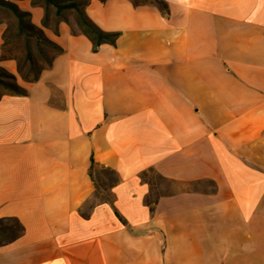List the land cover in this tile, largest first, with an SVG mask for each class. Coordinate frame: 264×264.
Instances as JSON below:
<instances>
[{
	"label": "crops",
	"instance_id": "0c3cea01",
	"mask_svg": "<svg viewBox=\"0 0 264 264\" xmlns=\"http://www.w3.org/2000/svg\"><path fill=\"white\" fill-rule=\"evenodd\" d=\"M5 1L31 53L56 47L24 80L0 7V69L25 90L0 93V220L22 227L0 264H264V0H87L116 34L95 51L71 11ZM90 158L113 205L85 209Z\"/></svg>",
	"mask_w": 264,
	"mask_h": 264
},
{
	"label": "rangeland",
	"instance_id": "374dc122",
	"mask_svg": "<svg viewBox=\"0 0 264 264\" xmlns=\"http://www.w3.org/2000/svg\"><path fill=\"white\" fill-rule=\"evenodd\" d=\"M42 1L45 3H50L54 7L57 8H64L68 11L72 12V16L76 19L77 11L76 9H81L83 4L87 0H36ZM133 2H157V0H132ZM71 4H76V6H70ZM5 11H8L10 14L9 21L11 22V26L14 27V30H10L9 38L10 43L5 47L3 54L15 56L18 62V71L19 74L22 76L24 80H30L35 77L39 69L43 66L48 64V57L49 54L54 52L55 49L50 47L45 43L44 46H39V41L43 40H36L35 44L29 46L31 50H36L35 54L31 53L28 50L27 45H24L22 41L16 38L17 35V25L15 22V18L13 17L14 14L7 8H3ZM38 38V37H37ZM44 44V43H43ZM44 51H43V50ZM2 54V55H3ZM0 81L4 83H14V78L6 76V73L0 69ZM1 92H12L11 88L7 87L5 84L0 83V93ZM94 179L96 185L98 187V191H95L93 198L91 201L85 205V209L91 205L92 202L98 201L101 198L108 197V190L107 187L109 183L113 179V175L109 174L108 172L104 171L101 167H96L94 170ZM144 179L148 181L151 185V190L149 193V199H153L157 194L164 191L166 187L163 186L160 178L153 172H146L144 175ZM19 232L18 225L13 220H0V244L4 243L14 236L17 235Z\"/></svg>",
	"mask_w": 264,
	"mask_h": 264
},
{
	"label": "trees",
	"instance_id": "16d2710c",
	"mask_svg": "<svg viewBox=\"0 0 264 264\" xmlns=\"http://www.w3.org/2000/svg\"><path fill=\"white\" fill-rule=\"evenodd\" d=\"M157 2H159V0H157ZM70 6H74L75 7L76 4H71ZM0 7L8 8L18 18L19 22H21L22 17L25 15V13L20 12L17 9L16 5L14 3L10 2V1L0 0ZM76 11H77V16H76L77 23L81 27L82 31L92 41V43H93L92 49L94 51L97 49L99 44L102 43V42H111V43H113L114 37L116 36L115 33H107V32H104V31L100 30L99 28H97L91 21H89L84 16V14L81 11V9H76ZM27 28L30 29V30L34 29V27L32 25H28ZM45 42H47V41H45ZM50 45L54 46L52 44H50ZM54 47H56V46H54ZM6 76L14 78L13 75H10L8 73H6ZM0 83L1 84H5L7 87L11 88L12 92H14L16 94H21V93L25 92V90L22 89L20 86H18L15 82L11 84V83H4L3 81H0ZM96 167H101L104 171H106L109 174L113 175V179H112V181L109 183V185L107 187L108 197H104V198H101L100 200H98V201L108 202L111 205H113L112 204V196H111L110 188L117 181V177L115 175V172L113 170L109 169V168L97 165L96 162L93 160V158H90L89 175H90L91 179L95 183V191L99 190L97 185H96L95 179H94V170H95ZM95 202H97V201H95ZM92 203H94V202H92ZM148 204H150V203H148ZM114 212H115V215L120 220H123L120 217V215L117 213L116 210ZM83 215H86V213L83 212ZM10 220H13V219H10ZM13 221L18 225V227H19L18 234H20V232L22 231V227L20 226V224L17 221H15V220H13Z\"/></svg>",
	"mask_w": 264,
	"mask_h": 264
}]
</instances>
